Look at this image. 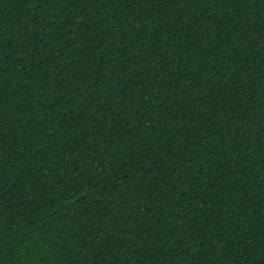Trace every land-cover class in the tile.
<instances>
[{
    "label": "trees",
    "instance_id": "obj_1",
    "mask_svg": "<svg viewBox=\"0 0 264 264\" xmlns=\"http://www.w3.org/2000/svg\"><path fill=\"white\" fill-rule=\"evenodd\" d=\"M0 264H264V0H0Z\"/></svg>",
    "mask_w": 264,
    "mask_h": 264
}]
</instances>
